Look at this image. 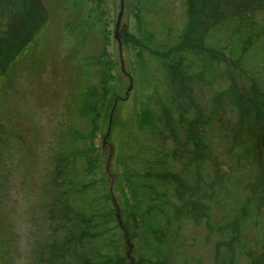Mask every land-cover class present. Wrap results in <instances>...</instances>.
<instances>
[{"label": "rangeland", "instance_id": "obj_1", "mask_svg": "<svg viewBox=\"0 0 264 264\" xmlns=\"http://www.w3.org/2000/svg\"><path fill=\"white\" fill-rule=\"evenodd\" d=\"M26 1L27 16L14 17L0 41V233L10 239L6 264L34 260V245L45 233L37 210L56 150L80 166L101 164L114 200L125 204L134 183L127 158L143 149L166 113L179 115L190 145L179 142L183 133L176 143L168 141L163 129L167 153H156L153 162L186 176V195L198 204L186 200L185 208L203 211L180 228L173 220L163 235L167 264H264L262 28L250 30L254 49L238 55L237 31L249 20L237 22L231 5L220 10L205 37L193 41L195 23L186 27L182 21L185 9L194 15L197 0H124L117 29L120 0ZM255 18L261 26L264 11ZM162 181L156 198L169 209L161 218L176 215L179 210H172L180 204Z\"/></svg>", "mask_w": 264, "mask_h": 264}, {"label": "trees", "instance_id": "obj_2", "mask_svg": "<svg viewBox=\"0 0 264 264\" xmlns=\"http://www.w3.org/2000/svg\"><path fill=\"white\" fill-rule=\"evenodd\" d=\"M27 5L26 0H0V41L8 36L7 28L14 17L27 16L25 15L28 12ZM227 5L233 7L234 18L237 22L243 24L249 20L248 27L242 26L237 31L238 55L242 49L244 51L247 47L251 51L255 47L256 37L253 32L250 34V30L262 28L261 32L264 33V23L260 26L255 18L257 13L264 11L263 0H197L194 15L191 17L185 9L182 23H185L184 26L187 27L188 23L193 21L195 29L192 32V40H199L206 36L208 27L217 21V14ZM253 22L254 25H251ZM179 23L181 22L179 21ZM181 34L182 31L177 35ZM172 55L176 58L173 57L175 60L179 59L176 53H172ZM17 56L14 54L9 63L13 64ZM5 88L7 90L8 86ZM2 89L3 87H1ZM81 107L82 105L76 111L81 112ZM70 109L73 113L74 110ZM226 113L228 116L230 115L228 111ZM166 115L164 121L161 120L159 129L150 134L142 143L143 149L140 151L139 148H135L127 158L129 178L134 181L133 184L131 183L130 189L132 199H126V203H122V205L118 203V214L132 245L130 255H127L128 247L123 236V229L117 222L116 207L108 192L105 169L97 161L85 162L80 166L73 161L74 156H66L56 150L55 164L52 163L51 168L47 170L50 172L49 178L44 180V187L47 186L44 202L38 206L37 210L38 216L40 218L42 216L41 221L45 233L44 236L42 234L43 237L37 238V244L34 245L32 264H129L130 257L132 264H167L163 235L172 230L170 226H173V220L177 221L176 228H180L183 220H195L196 216L203 211H199L198 207L185 208V201L190 198L186 195V191L189 190L188 182L184 181L187 180L186 176L182 174V178V176L175 175V167L163 169V163L160 160L155 164L153 162L156 153L157 155L167 153L165 144L167 137L168 141L176 143L182 137L181 133L186 134L179 126V115L177 117L171 113L169 115L166 113ZM228 118L226 117V119ZM257 118L256 114L255 119ZM163 129L169 131L166 132V138L162 137L163 134H166L162 132ZM11 136L12 131L9 130L5 136L8 137L6 139L7 146L9 140L11 141ZM184 138L185 141H179L182 146L190 145L188 144V142L190 143L189 134H186ZM2 141L5 142L4 139ZM56 141L58 142L59 139ZM168 148L171 152V148ZM189 149L191 148L189 147L187 152L186 148L183 149L182 159L186 155H190ZM170 152L168 151V153ZM174 154H177L176 149L173 151V156ZM117 160L119 161V158ZM174 162L176 163V161ZM187 166L189 168L190 164L187 163ZM169 170L174 174L170 175ZM165 172H167V178H165ZM136 179H138L137 182ZM161 181L169 186L164 184L171 189L174 199L180 201L179 207L172 210H179L176 215L171 213L167 217L161 218L162 210L169 209V206L163 205L159 198H156L158 185L161 184ZM190 189L193 190V188ZM183 196H186L187 199H183ZM189 202L193 207L198 204L190 200ZM152 203L155 205L153 206ZM182 208L186 209L185 213H180ZM188 212H190V217ZM228 229H231L230 225H228ZM4 231L0 233V264H6L9 260V251L5 247L10 239L8 233Z\"/></svg>", "mask_w": 264, "mask_h": 264}, {"label": "water", "instance_id": "obj_3", "mask_svg": "<svg viewBox=\"0 0 264 264\" xmlns=\"http://www.w3.org/2000/svg\"><path fill=\"white\" fill-rule=\"evenodd\" d=\"M123 1L124 0H120L119 1V13L117 15V19H116L117 21H116V25H115L116 26V29L119 26L120 19H121V15H122V12H123ZM130 82H131V80H130ZM115 102H116V100H115ZM115 102H114V104H115ZM113 108H114V106L112 107V109L110 111V114L112 113ZM106 136H107V134H106ZM111 186H112V183L109 184V194L111 195V197H112V199L114 201V204L116 206V219H117V222H118L119 226L123 229V236L125 238V243H126V245L128 247V249H127V255L129 256L130 255V252H131V249H132V245L130 243V240L128 239L127 231H126V229L124 228V226L122 225V223L120 221L119 214H118V206H117V203L115 202V200H114V198L112 196ZM129 264H132V258L131 257H130V263Z\"/></svg>", "mask_w": 264, "mask_h": 264}]
</instances>
